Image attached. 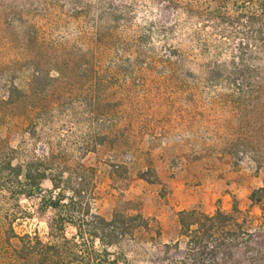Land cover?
<instances>
[{"label":"rangeland","instance_id":"obj_1","mask_svg":"<svg viewBox=\"0 0 264 264\" xmlns=\"http://www.w3.org/2000/svg\"><path fill=\"white\" fill-rule=\"evenodd\" d=\"M260 8L264 0H0V159L84 177L92 213L107 220L153 219L123 244L132 264L158 263L174 242L171 256L182 255L181 211L236 205L264 248V194L249 199L264 186ZM41 188L56 195L49 180ZM40 197L20 202L15 236L49 240Z\"/></svg>","mask_w":264,"mask_h":264},{"label":"trees","instance_id":"obj_2","mask_svg":"<svg viewBox=\"0 0 264 264\" xmlns=\"http://www.w3.org/2000/svg\"><path fill=\"white\" fill-rule=\"evenodd\" d=\"M256 22L259 38L264 43V9L260 8ZM247 87L237 88L238 95H246ZM15 153L14 150H9ZM13 156L0 159V241L7 243L0 251V264H132L123 247L137 238L139 231L149 230L153 219L142 214H124L116 211L107 220L92 213L87 199L90 185L80 175L63 177V173L47 175L41 160L13 164ZM140 178L149 184H160L153 174ZM51 183V192L56 195L42 196L41 184ZM264 194V186L250 194V201L259 204L257 195ZM41 196L36 214L45 219L49 240L42 242L38 236L14 235L12 223L23 214L20 202ZM13 201L16 207H7ZM47 214H49L47 216ZM240 211L236 205L232 213L217 210L206 215L196 210L177 214L180 244L163 245V256L156 264H264V248L257 245L256 236L237 221ZM68 229L73 233L68 235ZM160 236V230L156 229ZM11 239L18 240L12 246Z\"/></svg>","mask_w":264,"mask_h":264}]
</instances>
